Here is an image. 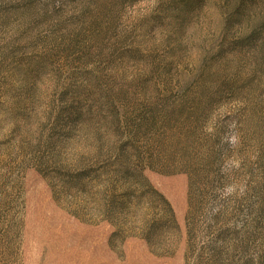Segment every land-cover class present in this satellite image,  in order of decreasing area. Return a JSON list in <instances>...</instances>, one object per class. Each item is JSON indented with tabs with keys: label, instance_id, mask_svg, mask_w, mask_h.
Returning <instances> with one entry per match:
<instances>
[{
	"label": "rangeland",
	"instance_id": "rangeland-1",
	"mask_svg": "<svg viewBox=\"0 0 264 264\" xmlns=\"http://www.w3.org/2000/svg\"><path fill=\"white\" fill-rule=\"evenodd\" d=\"M263 185L264 0H0V264H259Z\"/></svg>",
	"mask_w": 264,
	"mask_h": 264
},
{
	"label": "trees",
	"instance_id": "trees-1",
	"mask_svg": "<svg viewBox=\"0 0 264 264\" xmlns=\"http://www.w3.org/2000/svg\"><path fill=\"white\" fill-rule=\"evenodd\" d=\"M248 171V170H247ZM250 172V170L248 171ZM261 190L264 192V185L261 187ZM248 195V193L246 194V196ZM248 198V197H247ZM260 202H261V206H262V212H263V215H264V197L262 199H260ZM264 217V216H263ZM264 245V244H263ZM259 264H264V248H263V251H262V256H261V260H260V263Z\"/></svg>",
	"mask_w": 264,
	"mask_h": 264
}]
</instances>
